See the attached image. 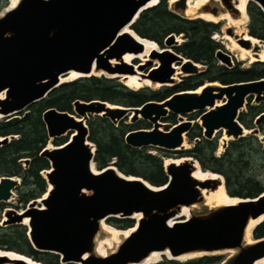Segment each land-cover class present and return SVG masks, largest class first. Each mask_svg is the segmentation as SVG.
Masks as SVG:
<instances>
[{
    "label": "water",
    "instance_id": "1",
    "mask_svg": "<svg viewBox=\"0 0 264 264\" xmlns=\"http://www.w3.org/2000/svg\"><path fill=\"white\" fill-rule=\"evenodd\" d=\"M149 1L17 0L12 8L4 12L2 8L0 120L17 122L19 115L27 114L29 106L63 84L60 78L69 73L78 78L99 74L121 79L135 75L160 87H172L185 77L202 73L199 64L173 52L177 46L174 35L165 37L160 52L150 51L145 61H139L142 45L124 28L141 39L131 26L149 8L141 9ZM250 3L264 14V0H249ZM236 4L237 0H208L198 13L212 17L226 14L236 20L239 17ZM171 5L177 15L184 14L186 0ZM225 34L234 37L231 28ZM247 35L251 37L248 32ZM256 41L264 46V41ZM236 44L253 54L257 52V47L253 48L247 40L237 37ZM125 55L133 56L128 63L123 60ZM214 58L226 68L233 66L231 57L218 49ZM199 88L198 93L194 92ZM249 98L253 104L264 103V78L230 85L205 82L193 90L174 93L160 102L148 101L139 107L125 108L94 100L74 101L71 113L45 110L41 121L47 138L52 140L65 134L69 138L51 150L47 146L41 149L38 156L49 166L42 171L47 185L45 192L20 212L6 210L0 225H24L33 249L58 255L60 264H129L152 252H167L174 261L182 255L200 254L193 258L196 259L228 250L235 251L230 257L233 264H252L264 256V238L245 245L243 236L248 222L264 215V191L253 199L238 198L235 204L208 209L202 214L190 211L188 218L168 225L182 207L202 203L201 190L212 191L219 182L195 180L191 173L194 164L200 169L199 164L185 156L175 160L189 161L163 165L167 180L158 187L140 178L124 176L112 166L97 170L93 162L94 146L87 140L86 127L90 117L106 118L113 125L124 118L128 124L144 121L148 128L128 131L123 137L124 144L133 149L185 151L183 136L193 124L199 126L205 140L222 132L227 139L222 149L229 141L246 135L256 137L264 145V135H259L257 129L264 112L254 119L251 129H244L237 120ZM194 113H198L195 121L182 117ZM168 115L177 119L163 131L165 125L161 121ZM11 139L14 137L0 138V147ZM21 162L26 168L28 160ZM18 185V179L0 177V203L8 202ZM134 214L139 218L126 228L133 231L115 251L105 257L93 255L99 223L106 224L111 218L131 219ZM24 218L26 224H22ZM0 264L28 263L0 256Z\"/></svg>",
    "mask_w": 264,
    "mask_h": 264
},
{
    "label": "trees",
    "instance_id": "2",
    "mask_svg": "<svg viewBox=\"0 0 264 264\" xmlns=\"http://www.w3.org/2000/svg\"><path fill=\"white\" fill-rule=\"evenodd\" d=\"M166 0L142 11L132 24V31L141 38L155 42L159 47L169 35L183 38V42L173 47V52L196 64L205 66L202 73L185 77L172 87H160L157 90L141 88L131 90L115 81L104 77L90 76L77 78L61 84L43 100L28 107L27 114L17 122L0 120V138L13 136L8 143L0 147V177H15L19 185L14 189L19 208L24 209L28 202L40 198L47 185L39 174L49 168L48 162L38 156L48 140L41 114L47 109L71 113L74 101H101L119 107H139L148 102H160L170 95L182 91L193 90L205 82H218L222 85L253 81L264 78V62H254L247 69L236 66L226 68L217 66L214 53L219 46L210 39L217 32L216 25L200 19H186L166 9ZM7 5V0H0V10ZM248 34L264 41V14L252 3L247 6ZM250 102V98L247 99ZM264 112V103L256 106L247 104L246 113L239 114L237 120L244 129L254 126L252 121ZM195 115L198 116V113ZM245 117L248 121H245ZM196 118V116H195ZM195 118H192L195 119ZM166 122L174 123L175 116L168 115ZM87 140L94 146L93 162L98 170L110 165L124 176L140 178L151 186H162L165 176L162 157L166 151L154 149L158 154L149 153V149H133L123 142L126 132L148 128L144 121L134 124H111L106 118L90 117L86 122ZM258 132L264 135V126L258 125ZM66 137L54 138L55 146L61 145ZM193 146L185 151L177 152V157H190L197 161L203 171H209L223 178L226 194L231 198L253 199L264 191V148L258 139L246 135L235 141H229L226 148L218 156H214L216 139L205 140L201 137V129L197 124L186 133ZM28 160L24 169L22 160ZM5 208L0 203V215ZM116 229L124 230L133 224L131 219L111 218L106 221ZM24 225H0V250L23 255L41 264H60L59 256L39 252L33 249L27 238ZM254 239L264 238V220L252 231ZM165 259V258H164ZM214 256H202L185 262L168 261V264H213Z\"/></svg>",
    "mask_w": 264,
    "mask_h": 264
},
{
    "label": "bare ground",
    "instance_id": "3",
    "mask_svg": "<svg viewBox=\"0 0 264 264\" xmlns=\"http://www.w3.org/2000/svg\"><path fill=\"white\" fill-rule=\"evenodd\" d=\"M157 1L158 0H150L141 9L154 6V5H156ZM175 1H177V0H168L169 4H173ZM206 1H208V0H186L185 11L183 14L184 18H186V19H200L202 21L210 22V23H219L220 21H225L226 23H225L224 27L221 29V31L222 30L225 31L227 28H231L233 30V34H234V37H230L228 35H225V39L231 43L230 46H227L226 51L230 54H233L234 52H236V55L233 54L236 59H239L240 57L245 56L246 58L250 59L251 62L256 61V60L264 61V46L258 45L256 39L248 37L247 33L245 31L241 30V27L244 26L245 23L247 22V15L245 12V7L249 3V0H237V4L235 7L239 13V17L236 20L229 18L228 15H226V14L219 15L218 17H212L211 15L198 13V9L203 4H205ZM16 2H17V0H9V5L3 10V12L12 8ZM0 15H1V12H0ZM124 31H126L130 35H132V37H134V39L142 45L143 52H142V54L137 56L140 62L145 61V59H146V57L150 51L154 50V51L160 52V48H163V47H159L155 42L153 43L152 41H149L147 39H144V38L140 39V38L136 37L134 34L129 32L126 27L124 28ZM237 37L240 38L241 40H247L253 48L257 47L256 54H253L249 50H244V49L240 48L236 44V38ZM176 42H177V40H176ZM254 55H256V56H254ZM132 57L133 56H131V55H125L123 57V60L128 63ZM254 57H257V59H255ZM78 77L79 76H76L73 73H69L65 77L60 78V83L69 82V81H71L75 78H78ZM95 77H99V74H95ZM105 77H107V76H105ZM108 78H110V77H108ZM121 81L124 83L125 87H127L128 89H131V90H137V89H132V87L138 86V85H144L146 87H148V86L149 87H160V85H158V84L150 85V83L148 81L141 80L138 76H135V75L124 76L121 78ZM199 91H200V88L195 90L194 92L198 93ZM218 104H220V103H218ZM244 133H246V132L244 131ZM226 140H227L226 137L222 135L220 138L221 145H222L223 141H226ZM182 147L183 148L185 147L183 143H182ZM46 148H47V150H51L53 147L51 145H47ZM221 148L222 147H219L218 152L221 151ZM184 161H189V159H185V160L184 159H178V160L165 159L163 162H164V166H165L169 163L179 164V163H182ZM91 170L94 171V167L92 165H91ZM191 176L197 181L215 180V181L219 182L218 185L215 187V189L212 191L201 190V192H200V195L202 197V203L200 204L201 206L206 207L208 209H213V208L224 206V205H232V204H235L239 201L238 198H231L226 194L224 186H223V180L219 175H215V173L212 174L209 171L208 172H204L203 170L201 171L198 168V166L196 164H194ZM196 206H198V205H193L190 208L182 207L180 209V211L178 212V214L174 218H172L171 220L168 221V225H171L173 222L178 221V219L180 217L183 218V220L188 218L189 217L188 213L192 210L197 209ZM130 218L133 219L135 222L139 218V215L134 214ZM263 218H264V215H261L257 219L250 220L248 222V224L244 230V236H243V240L245 242V245L252 244V242H250V240H249L250 231ZM26 223H27V219L26 218L22 219V224H26ZM98 227H99V231L95 235L94 241H93L94 242L93 255L99 256V257H105V256L113 253L115 251L116 247L121 243V241L124 240L133 231V228L121 230V231L119 229L115 230L116 228L114 229V227L112 228V226H110V225L108 226L107 224H105L102 221L99 223ZM220 253H226L230 257H232L235 254V251L228 250V251H222ZM212 254H216V253H212ZM0 256H6L10 259H22L23 261H25L28 264H38L31 259H27L25 257L19 256V255H16L14 253L7 252V251L0 250ZM198 256H200V254L182 255V256H179L177 258H174V261L185 262L187 260L193 259V258L198 257ZM161 258H165L166 260H171V258L168 256L167 252H162V253L152 252L148 256H146L145 258L141 259L140 261H138L136 263H129V264H158L159 262H161L160 261ZM252 264H264V256L255 260Z\"/></svg>",
    "mask_w": 264,
    "mask_h": 264
},
{
    "label": "rangeland",
    "instance_id": "4",
    "mask_svg": "<svg viewBox=\"0 0 264 264\" xmlns=\"http://www.w3.org/2000/svg\"><path fill=\"white\" fill-rule=\"evenodd\" d=\"M9 5V0H8V2H7V5L5 6V7H3V9L4 8H6L7 6ZM165 5H166V9L167 10H169L170 12H172V13H174V14H178L177 12H175L173 9H172V5L171 4H169V2H168V0H166V2H165ZM2 9V10H3ZM246 15H247V7H246ZM178 16H181V15H178ZM181 17H184V15H182ZM225 21H220L219 23H212V24H214V25H216V27H217V32H214V33H212L211 35H210V39L212 40V41H214L218 46H219V51H221L222 53H225V54H227V55H229L230 57H231V60H232V65L233 66H236L237 68H239V69H247L248 67H250L251 65H252V63H254V62H256V61H250V59H248V58H246L245 56H243V57H240L239 59H236L235 57H234V55L233 54H235L236 55V52H234L233 54H230V53H228L227 51H226V48H227V46H230L231 45V43L228 41V40H226L225 39V31L224 30H220V28L222 29L223 27H224V25H225ZM248 24H249V21H248V16H247V22L245 23V25L244 26H242L241 27V30L242 31H245L246 33H247V30H248ZM244 27V28H243ZM175 37V39L177 40V46L178 45H180L182 42H183V38L180 36V35H178V36H174ZM174 47H176V46H174ZM172 49V48H171ZM172 51V50H171ZM215 59V58H214ZM216 65L217 66H222L219 62H217L216 61ZM199 66H201L202 68H200V70H205V66H202V65H200L199 64ZM100 77V76H99ZM105 78H107V79H114V78H108V76L107 77H105ZM115 81L116 82H118V83H120V84H122V85H124V83L121 81V79L120 78H115ZM204 83H205V81H204ZM141 88H148L149 90H157V89H159L160 87H146V86H144V85H138V86H133L132 87V89H141ZM247 104L248 105H250V106H256V105H258V104H253V102H252V100H250V102H248V101H246V105H245V107L243 108V110H242V112L241 113H243V114H245L246 113V107H247ZM260 104V103H259ZM240 113V114H241ZM196 113H194V114H188V115H183L182 117H183V119L184 120H189V121H195V119L197 118V115H195ZM195 116H196V118H195ZM19 117H21V116H19ZM192 118H195V119H193L192 120ZM176 119H177V117L175 116V121H176ZM245 121H248V118L247 117H245ZM121 123H123V124H128L127 122V118H124L122 121H120ZM119 123V122H118ZM145 123V122H144ZM161 123H162V125H165V126H163L162 128H161V130H163V131H166V130H168V128H169V126L172 124V123H170V122H166V120H162L161 121ZM239 123V122H238ZM240 124V123H239ZM260 124L261 125H263L264 126V119L260 122ZM241 125V124H240ZM252 125H253V121H252ZM242 126V125H241ZM244 128V127H243ZM258 129V128H257ZM259 135H260V133H259ZM221 136H222V132H217V133H215L214 134V136H213V138L212 139H216V144H217V147H216V150L214 151V155H215V153L219 150V147H221V143H220V138H221ZM62 137H66L65 138V140L66 139H68L69 138V135L68 134H65L64 136H62ZM64 140V141H65ZM194 142H195V139H194V141L192 140V141H189L187 138H186V134L184 135V137H183V141H182V143L184 144V149L185 150H187V149H190L192 146H193V144H194ZM47 145H51L52 147H56L54 144H53V140H50V139H48L47 140V142H46V145L45 146H47ZM263 146V148H264V145H262ZM147 149H149V153H151V154H158L154 149H152V148H147ZM223 150L224 149H222L221 148V151L218 153V155H216L215 157H218L222 152H223ZM181 151H183V150H181ZM167 153V157H162V160L164 161L165 159H172V160H175L176 158H179V157H177L176 156V153H177V151L176 152H166ZM21 165L23 166V163H21ZM109 166H112V167H114L113 166V164H112V162H110V165ZM24 167V166H23ZM115 168V167H114ZM24 169H25V167H24ZM201 169V168H200ZM202 170V169H201ZM204 172H208V171H204ZM40 175H41V177L43 178V173H42V171L39 173ZM16 199H17V197H16V195H15V191L13 190L12 191V196L10 197V199H9V201L8 202H6L5 203V208L3 209V212L1 213V215H0V223H1V221H3V219H4V217H3V213L6 211V210H8V209H11V210H14V211H16V212H20L21 210H23L22 208H19V205L17 204V202H16ZM197 207V209H195V210H192V212L194 213V214H202V213H204L205 211H207L208 210V208H206V207H203V206H201L200 204H198V206H196ZM133 220V219H132ZM181 220H183V218H179L178 219V221H181ZM133 223H134V220H133ZM106 224L109 226V224L106 222ZM3 226V225H2ZM111 226V225H110ZM112 228H113V226H112ZM115 229V228H114ZM115 230H118V229H115ZM121 231V230H120ZM249 240H250V242H254L255 240H254V238L251 236V235H249ZM243 243L245 244V242H244V240H243ZM208 256H214V257H217V260L213 263V264H227V262L230 260V256L228 255V254H226V253H220V252H218V253H216V254H211V255H208ZM161 262H159V264H168V261L166 260V259H164V258H161V260H160ZM187 261H189V260H187ZM177 262V261H176Z\"/></svg>",
    "mask_w": 264,
    "mask_h": 264
},
{
    "label": "flooded vegetation",
    "instance_id": "5",
    "mask_svg": "<svg viewBox=\"0 0 264 264\" xmlns=\"http://www.w3.org/2000/svg\"><path fill=\"white\" fill-rule=\"evenodd\" d=\"M220 30H221V28H220ZM145 123H146V122H145ZM146 124H147V123H146ZM227 264H233V262L229 260V261L227 262Z\"/></svg>",
    "mask_w": 264,
    "mask_h": 264
},
{
    "label": "built area",
    "instance_id": "6",
    "mask_svg": "<svg viewBox=\"0 0 264 264\" xmlns=\"http://www.w3.org/2000/svg\"><path fill=\"white\" fill-rule=\"evenodd\" d=\"M218 153H219V152L217 151L216 154L218 155ZM22 167H23V166H22Z\"/></svg>",
    "mask_w": 264,
    "mask_h": 264
}]
</instances>
